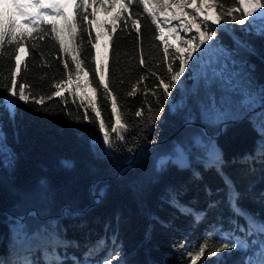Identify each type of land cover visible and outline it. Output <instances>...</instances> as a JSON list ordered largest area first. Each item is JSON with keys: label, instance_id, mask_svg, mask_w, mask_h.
<instances>
[{"label": "trees", "instance_id": "16d2710c", "mask_svg": "<svg viewBox=\"0 0 264 264\" xmlns=\"http://www.w3.org/2000/svg\"><path fill=\"white\" fill-rule=\"evenodd\" d=\"M171 1L148 0V13L135 0L131 7H121L114 32L99 44L93 26L87 29L82 19L95 13L93 0H87L86 11L78 7L81 0H74L65 12L74 31L64 17L55 18L67 54L50 31L46 21L53 17L46 9L45 22L37 21L43 31L28 26L27 17L0 10L5 26L11 17L32 32L15 77L17 88L28 85L30 95L28 102L16 97L14 114L4 101L10 95L6 86L15 65V41L9 43L6 37L0 49L3 264H48L54 259L73 264L90 248L95 264L110 256L111 264H217L220 256L224 264H257L261 259L264 235L252 226L253 221H264L262 28L249 26L252 17L241 25L230 16H220L219 2L227 7L229 0H218L213 19L219 17V23L208 21L206 28L199 18L193 33L198 38L197 26L209 33L218 31L202 45L203 55L194 67L189 61L191 72L165 95L162 86L157 87L158 77L168 82V64L173 69L179 64V47L157 38L164 28L159 13ZM149 13L157 14L159 29L151 24ZM137 19L139 33L133 27ZM89 41L102 46L106 57L94 61L95 49ZM74 54L86 74L83 82L77 81L81 91L76 87L54 95V85L66 81L69 71L72 78L78 76L71 60ZM141 55L144 65L139 63ZM198 55L194 53V58ZM101 74L110 95L99 81ZM142 76L146 78L138 83ZM133 85L136 94L129 96ZM111 96L127 131H111L116 121ZM212 96L218 101L222 96L229 99L225 105L229 118L223 124L218 123L219 112L209 107ZM40 97L42 104L36 102ZM93 108L99 110V117ZM140 109L142 115L137 117ZM193 123L204 125L211 136ZM105 131L112 138L111 147L103 140ZM179 144L186 157L176 151ZM215 153L222 155V162L213 166ZM222 238L245 243L212 255ZM67 242L79 247H66ZM205 242V255L195 260Z\"/></svg>", "mask_w": 264, "mask_h": 264}, {"label": "snow or ice", "instance_id": "6c2138e0", "mask_svg": "<svg viewBox=\"0 0 264 264\" xmlns=\"http://www.w3.org/2000/svg\"><path fill=\"white\" fill-rule=\"evenodd\" d=\"M136 4L138 6H142L143 11L145 13H148V0H135ZM133 3V0H128L127 4H121V7H131ZM205 3H208V6L215 9L217 7L218 0H200V7L197 8L196 0H192V7L196 9V13H193L194 17L198 18L197 13L202 11ZM90 5H87V0H81V3L78 5L80 9H83L86 11V7ZM184 5H182L183 7ZM220 9V16H230L231 19L241 25L245 24V21L248 20L249 17H252V20H249V26L253 25L257 20L261 23L262 27V34H264V2L262 0H229V6L225 7L224 2H219L218 4ZM15 7L21 10L20 14L27 17L26 24L28 26H31L32 28L40 29V23H44V16L46 15L45 9H55V11L51 14L52 19L46 21L47 23L51 24L50 31L55 33V39L59 42L60 49L67 54L68 53V47L65 44L64 39L61 36L62 29L56 27L55 18L56 17H64L67 26L70 31L75 30V25L71 23L68 20V17L65 15L63 9L67 7V5H61V4H44L42 0H33L32 3L28 4H20L16 3ZM25 8H33V9H39V11L36 12H25L23 9ZM247 8L249 10L245 11L244 9ZM260 10V11H257ZM239 12L240 15H233V13ZM254 13H256L254 15ZM92 15L95 16V13L85 14L82 16V19L87 22V29H90L92 24L94 23V20H89L88 16ZM151 17V24L156 25V28L159 29L160 25L158 23V16L156 13H149ZM212 19V17H205L201 23L205 25V27H208V20ZM40 21V23H37V21ZM213 23H219V17L216 19H212ZM140 22L139 19L135 20L133 27L135 28L136 33L140 32ZM86 29V31H87ZM43 31L42 29H40ZM190 30L188 28L185 29ZM215 31H218L217 29H213L211 33L207 31H202L199 26H197V32L199 33L198 38L196 39V42L194 43L192 40L185 41V46L183 48H177L176 52L179 53V55L176 57L179 60V64L177 69H173L172 64L169 63L167 66V73H168V82H165L163 78L158 77L159 84L157 87L162 86L163 93L165 95H170V89L173 87H176V82L180 81V77L184 75L185 70L188 69L189 72H191V68L189 66V61H192V66L194 67L196 62L201 58L203 55V52L200 51V46L205 45L206 40H211L213 35L215 34ZM162 32V30H161ZM87 34L91 36V32L87 31ZM32 36V32L27 31L26 28L23 25L18 24V22L11 17H9L7 26H5L4 20L0 18V49L3 47V43L5 42V38H8V42L12 43L15 41V47H16V55H15V65L13 68V71L11 73L12 79L9 85L6 86L7 92L10 93V97H6L4 104L7 108V110L14 114L15 109L17 106V101H12L11 97H18L19 101H25L28 102L30 93H26V88L29 87L28 85H21L19 88H17V81H16V74L19 72L20 65L22 63L21 55L20 53H24L27 51L25 45L27 43V40L29 37ZM37 37H33V39H36ZM39 39H43L42 36L38 37ZM158 39L163 40V36L157 37ZM96 39L99 40V33L96 34ZM90 46L94 49H98V44H91L89 41ZM166 43V42H165ZM33 48H35V45H32ZM207 47H212V45H208ZM200 52V55L195 56L194 53ZM2 55V53H0ZM42 56L41 54H38ZM164 55L165 58L168 56V47L166 46L164 48ZM71 60L74 64V72L76 75H79L80 72H83L84 69L81 67L82 61L77 58V55H72ZM93 60H96V56L93 57ZM140 65L145 64V60L143 55L140 56L139 59ZM69 67L68 62L64 61V68L67 70ZM106 67V66H104ZM94 71L96 72H102V68L94 67ZM155 75V73H153ZM72 76L73 72L69 71L67 74V80L61 81L60 83H72ZM146 77H141L140 81L138 83L142 82ZM99 81L103 86L104 92L106 95L111 94V90L107 83L103 80V75L101 74L99 77ZM60 83H57L54 85V87L57 89V91L54 93V95L60 96L61 93L59 91ZM79 87V85H77ZM146 87V85H145ZM225 90H227V86H224ZM136 88L137 85H133L132 91L128 92L127 95L134 96L136 94ZM145 95H147V92H145ZM155 95V93H153ZM43 97H40L39 100H36L37 103H43ZM75 102V101H74ZM111 102H112V112L116 117L115 125L112 127V132H124L127 131V125L121 124V113L117 109L116 105V98L115 96H111ZM91 103V101H89ZM229 104V99L227 97H221L218 101L216 96H212L209 101V107L217 110L219 112V120L218 123H225L227 119L229 118V110L225 107V105ZM262 107H264V104H262ZM93 111L96 112L97 117H99L100 113L99 110L96 108H93ZM143 112V109L137 110L135 112V115L137 117L141 116ZM264 116V114H262ZM118 125L119 127H117ZM99 126L101 129H104L105 124L103 120H100ZM118 138L120 140H124L123 135H119ZM111 137L107 131H105L103 140L107 143H109V146L111 147ZM222 162V155L219 153H215L213 159L210 161V163L215 166ZM219 170V169H218ZM254 229L258 228L260 233L264 235V221L256 222L253 221ZM226 241V242H225ZM244 241L240 240L239 238H222L221 244L216 245L213 249L212 255H215L217 252H220L222 249H229L231 248H237L244 246ZM207 242H205L204 245H201L200 250L198 254L195 256V260H200L202 256L205 255V249L207 248ZM66 247H79L78 244H74L73 242H67ZM93 254V249L90 248L87 252H85L84 257L82 260H73V264H95V261L91 259V256ZM112 259L114 257H106L103 260V264H111ZM0 264H3L2 261H0ZM48 264H65V261L63 259H54ZM117 264H120L119 261H117ZM202 264H207L206 261H203ZM217 264H224V261L220 259V257H217ZM251 264V262H250ZM257 264H264V252L261 253V259L257 262Z\"/></svg>", "mask_w": 264, "mask_h": 264}, {"label": "rangeland", "instance_id": "374dc122", "mask_svg": "<svg viewBox=\"0 0 264 264\" xmlns=\"http://www.w3.org/2000/svg\"><path fill=\"white\" fill-rule=\"evenodd\" d=\"M69 9L74 0H68ZM6 2V3H5ZM42 2L45 4L44 0ZM16 3L28 4L32 3V0H0V10L8 9L14 13L18 18L26 19V16L20 14L21 10L15 7ZM123 0H93V9L95 11L94 23L92 24L95 34L99 33V44H101L102 39L110 38L115 29V24L118 22V13L121 9V4ZM197 8L200 7V0H196ZM6 4V5H5ZM182 5H184L182 7ZM192 0H172L168 3L163 10L159 13V17L164 24L163 34L164 39L170 44L176 45L179 48L185 46V41L192 40L194 43L197 39V34H194L196 24L199 18L205 19V17L214 16L215 9L208 6V3H205L202 11L197 13L198 18L194 17L193 13H196V9L192 6ZM25 11V9H23ZM260 11V10H258ZM26 12V11H25ZM208 20V21H212ZM255 28H262L261 23L257 20L254 23ZM186 28L190 30H185ZM202 45L200 46V49ZM107 51L104 50L102 46L99 45L98 49H95L96 58L100 61L106 57ZM23 55V53H21ZM188 72V69L185 70L184 75ZM183 75V76H184ZM86 74L81 72L77 78H72V83L67 84L63 83L60 85V92L65 89H75L78 85L77 81L83 82L85 80ZM180 77L181 78L183 77ZM81 91V88L79 87ZM10 97V95H9ZM12 101H17L16 97H11ZM231 187L233 186L232 181L230 180ZM66 212V210H64ZM77 214L79 212H76ZM223 259V256H220ZM114 260H112L113 262Z\"/></svg>", "mask_w": 264, "mask_h": 264}, {"label": "water", "instance_id": "95a60500", "mask_svg": "<svg viewBox=\"0 0 264 264\" xmlns=\"http://www.w3.org/2000/svg\"><path fill=\"white\" fill-rule=\"evenodd\" d=\"M193 124H196L200 128L206 130V133L210 135L209 131L206 129V127L204 125H201L199 123H193ZM198 143H199V141H197V143H195V145H197ZM184 149H185V147L183 145L179 144V145L176 146V151L179 152L182 157H186V155H187V153L184 151Z\"/></svg>", "mask_w": 264, "mask_h": 264}, {"label": "bare ground", "instance_id": "6f19581e", "mask_svg": "<svg viewBox=\"0 0 264 264\" xmlns=\"http://www.w3.org/2000/svg\"><path fill=\"white\" fill-rule=\"evenodd\" d=\"M211 20V19H210ZM23 55H24V53H23ZM22 56V55H21ZM22 58V57H21Z\"/></svg>", "mask_w": 264, "mask_h": 264}]
</instances>
